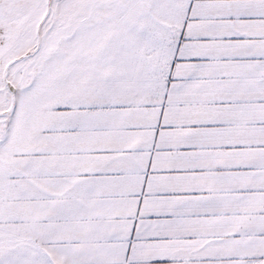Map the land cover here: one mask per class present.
I'll return each instance as SVG.
<instances>
[{"label":"snow or ice","instance_id":"6c2138e0","mask_svg":"<svg viewBox=\"0 0 264 264\" xmlns=\"http://www.w3.org/2000/svg\"><path fill=\"white\" fill-rule=\"evenodd\" d=\"M0 264H264V0H0Z\"/></svg>","mask_w":264,"mask_h":264}]
</instances>
